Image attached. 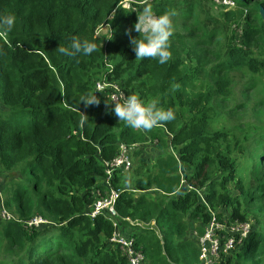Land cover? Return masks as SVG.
<instances>
[{"label":"trees","instance_id":"1","mask_svg":"<svg viewBox=\"0 0 264 264\" xmlns=\"http://www.w3.org/2000/svg\"><path fill=\"white\" fill-rule=\"evenodd\" d=\"M234 1L226 10L213 0H0V14L15 17L12 31L0 30V264H129L110 243L111 221L87 214L104 162L134 143L132 170L114 180L116 209L144 225L121 220L145 264H202L194 231L204 233L211 212L252 227L215 264H264V98L256 120L232 124L264 86V0ZM146 5L170 14L163 65L136 59L129 42ZM72 36L95 52L55 51ZM97 82L174 119L133 129L112 114V88L85 108L79 98ZM148 143L155 155L142 160ZM35 217L47 223L30 226Z\"/></svg>","mask_w":264,"mask_h":264},{"label":"built area","instance_id":"2","mask_svg":"<svg viewBox=\"0 0 264 264\" xmlns=\"http://www.w3.org/2000/svg\"><path fill=\"white\" fill-rule=\"evenodd\" d=\"M213 2L218 6L225 7L226 10H230L236 6L234 0H213ZM123 6L125 8H130L128 2L124 3ZM106 88L113 89L109 97L111 103L118 100L122 102V94L126 96L119 86H112L102 82H97L96 93L104 91ZM139 147L140 145L136 143L131 145L121 144L116 157L110 161L104 162L105 175L102 180L103 189L96 190L93 208L87 214V216L92 219L105 216L111 221L114 230L110 243L122 251L123 255L128 258L129 264H145L146 259L143 251L136 246L135 238L127 236L122 230L121 220L129 222L132 226L136 225L143 227L144 225L134 222L130 218L125 219L120 217L116 205L121 190L114 186V180L116 174L120 171L121 173H129L132 170V155ZM3 216H5V214L2 213V217ZM3 218L10 219L11 216L8 214ZM32 221L29 222L30 226H32ZM41 222L44 223V221L40 219L39 223ZM35 225L40 226L38 224ZM251 228L250 223H230L226 219L220 220L215 212H211V219L205 226L204 233L199 234L197 231H194V237L197 239L200 247V259L202 264H215L219 262L222 254H228L236 245L248 238Z\"/></svg>","mask_w":264,"mask_h":264},{"label":"clouds","instance_id":"3","mask_svg":"<svg viewBox=\"0 0 264 264\" xmlns=\"http://www.w3.org/2000/svg\"><path fill=\"white\" fill-rule=\"evenodd\" d=\"M15 17L11 14H0V30L10 32L13 30ZM132 30L139 33L138 37L129 35V42L136 59L153 58L157 63L163 65L171 57L169 51V37L172 35L170 14L154 15L150 5L144 6L137 14L136 22ZM67 47L59 46L55 49L61 55L75 56L82 54L88 56L95 52L97 45L89 40H81L75 36L69 37ZM96 92H88L79 98L84 107L98 105L99 99ZM108 103H106L107 105ZM112 114L119 121L133 129L149 130L161 122L174 119L172 109H163L157 106L155 101L143 103L135 94L123 96L111 104ZM86 116L82 115L81 124L85 123Z\"/></svg>","mask_w":264,"mask_h":264},{"label":"rangeland","instance_id":"4","mask_svg":"<svg viewBox=\"0 0 264 264\" xmlns=\"http://www.w3.org/2000/svg\"><path fill=\"white\" fill-rule=\"evenodd\" d=\"M145 4V2L143 3ZM106 26L103 27L102 29V32H106ZM239 98L240 100H242V97L239 95ZM264 98V86H258L254 91L253 93L251 94L250 96V99L249 101L247 102L248 104V107L247 108H241L240 111H239V114H237V116L235 117V119L232 121V124L233 125H249L250 122L256 120V117H255V111H256V108H257V102L259 103V100L263 99ZM240 100H237L238 103L242 102ZM261 116H264V109H262V113H260ZM150 146V147H149ZM148 149L150 150L151 149V143H148L146 145V147H143L142 148V152H143V155L140 156V158L143 160H147L149 158H153L155 153L154 152H149ZM133 162V161H132ZM201 196V195H200ZM201 198L203 199V196H201ZM2 213L5 214V216L3 217H6L9 213L7 211H5L4 209L2 210ZM1 213V214H2ZM2 217V218H3ZM4 219V218H3ZM40 219L42 221H44V224L47 223L46 220H43L41 217H36L32 222L31 224L32 225H35V224H38L40 225L41 223L40 222ZM38 227V226H37Z\"/></svg>","mask_w":264,"mask_h":264},{"label":"water","instance_id":"5","mask_svg":"<svg viewBox=\"0 0 264 264\" xmlns=\"http://www.w3.org/2000/svg\"><path fill=\"white\" fill-rule=\"evenodd\" d=\"M261 15H262V17H263V19H264V9H261Z\"/></svg>","mask_w":264,"mask_h":264}]
</instances>
